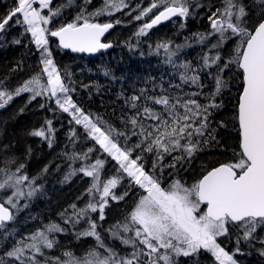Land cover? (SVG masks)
Returning <instances> with one entry per match:
<instances>
[{
  "label": "trees",
  "instance_id": "16d2710c",
  "mask_svg": "<svg viewBox=\"0 0 264 264\" xmlns=\"http://www.w3.org/2000/svg\"><path fill=\"white\" fill-rule=\"evenodd\" d=\"M103 2L104 0H92L86 11L90 13L101 8ZM125 2L127 8L109 16L94 17L92 21H108L114 25L108 37L112 44V50L108 54L90 59L75 56L73 59L59 61V53L54 46L48 47V50L63 82L69 88L67 95L73 104L80 108L84 115L98 122L103 131L110 132L111 138L122 149H133L131 159H135L137 155L142 156L139 162L143 163L146 171L152 172L155 155L134 148L142 137L133 135V132L138 133L140 129L133 128L128 122L134 110L126 101H130L134 95H141V90H144L150 96H169L172 103L176 102V97L187 99L192 93H202L192 98L205 104L208 102L206 98L215 90L218 69L215 65L205 68L204 55L207 54L211 59L219 53L221 56L219 67L223 68L224 63L234 54L230 53V41L219 49L212 48L217 42L215 36H209L203 42L199 41L200 34L207 36L212 32L209 17L217 9L224 8V0H189L188 17H177L158 28L156 33L147 32L143 36L136 35L137 25L142 22L135 17L150 6V0ZM236 2L245 7L248 14L246 19L250 23H255L264 16V8L256 5V0ZM197 3L200 7H196ZM63 4L77 15L81 7H84V0H72L71 4L69 1ZM15 6H18V0H0V15L1 12H9ZM114 16L118 17L116 22L112 19ZM181 24L184 27H181ZM161 44H167L168 49L158 48ZM169 53H173L171 61ZM41 59L42 54L37 46L27 44L24 47L23 43L12 46L0 45V91L15 90L34 76H41L42 70L37 68ZM184 65H187V70ZM182 74L188 77L197 76L198 85L190 80L182 81ZM219 75L226 83V87L215 97V103L221 106L210 109L209 127L205 135L198 138L199 151L194 154L191 161L185 158L177 163L175 168L164 167L161 183L165 188L174 180H179L190 187L212 168L224 163H234L236 160L235 153L240 151L236 115L239 94L243 87L242 73L235 64H232ZM177 85L179 87H176ZM138 104L142 107L143 99L138 101ZM149 106L157 110H161L162 107L151 104ZM65 119L66 115L59 112L58 108H54V105L30 101L25 95L13 96L4 107H0V168L7 169L9 173L28 177L21 186H18L24 195L15 198L16 208L6 204L1 198L4 191L9 197L16 189L0 190V203H5L13 214V219L0 228V257L5 261L11 260L5 253L18 241L31 243L29 237L32 234L46 231L47 226L52 224L58 225L63 231L47 233L49 239L55 243L52 249L40 246L44 255H37L36 258L41 264H44L45 257L64 259L63 253L66 251L82 257L90 248L97 245L95 237L80 235L90 229L89 221L97 224L96 231L106 246L113 248L120 255H128L132 251L130 246L123 245L119 239L113 237L109 229L127 222L126 217H129L143 190L130 182L117 161L101 152L100 146L91 139L88 130L82 124L72 127L66 124V122L70 124V120ZM49 121L54 123L55 133L52 138L32 135L38 130L46 131ZM213 129L215 139L208 135ZM204 140L208 143H204ZM89 149L92 151L89 152ZM81 154L84 156L87 154V159L82 163L85 167L98 159L104 162L99 169L101 177L99 191L93 189L89 193L87 190L94 181L81 173L78 164H71L70 159ZM176 155L179 153L174 152L172 156H166L163 163L171 164L172 157ZM20 164L25 167L17 172ZM154 174L161 176L159 165ZM4 178V174L0 173V181ZM111 178L120 179V183L112 191L117 195L127 192L124 199L114 201L108 197L103 220H100L98 210L96 212L88 210L87 216L78 218L77 213L85 209L89 202L97 205L100 203L102 184ZM31 190H34L33 195L28 196ZM115 230L119 231L121 236L130 235L123 233L119 228ZM242 236L243 229L229 226V234L222 236L219 243L233 255L237 264H264V256L260 255L264 244L259 242L264 239V227L257 229V233L254 234L256 238L250 242L240 239L237 243L238 237ZM30 255L31 250H26V257ZM174 259L176 264H217L215 258L204 250L190 257L179 256ZM11 264H19V261L11 260Z\"/></svg>",
  "mask_w": 264,
  "mask_h": 264
},
{
  "label": "snow or ice",
  "instance_id": "6c2138e0",
  "mask_svg": "<svg viewBox=\"0 0 264 264\" xmlns=\"http://www.w3.org/2000/svg\"><path fill=\"white\" fill-rule=\"evenodd\" d=\"M37 2L38 7H34ZM51 3L52 0H18V6L13 7L6 16L0 18V33L6 30V26H10L13 18H16L17 25L26 26L25 30L31 33L35 45L41 51L43 73L47 75V84L42 82L40 75L34 76L17 87L15 95L30 92L32 99L49 96L55 98L57 105L64 112L73 109L72 114L76 123L83 124L91 139L117 161L130 182L142 189L143 194L129 213V217H126L127 222L109 229L113 237L132 248L128 255H120L113 248L106 246L96 231L97 224L89 221L90 229L80 235L95 237L96 247L90 248L82 257L70 251L63 253L64 259L45 257L44 264L49 260L51 264H161V262L176 264L174 257H190L201 250L210 253L217 264H237L233 255L217 242V238L227 236L229 226H233L243 229V236L238 237L237 243L240 239L250 242L256 238L254 234L257 233V229L264 227V16H261L257 22L250 23L246 19L248 14L243 5L237 4L236 0H224V8L217 9L209 17L212 32L207 36L200 34V42L205 41L209 36L218 35L219 39L212 45L214 49L223 47L233 38L237 43L233 49L234 55L224 63L223 68L219 67L221 61L219 53L211 59L207 54L204 55V67L210 68L215 65L218 69V74L215 76V90L206 98L207 103L201 104L197 99L192 98L202 93H192L187 99L176 97V102L172 103V98L169 96H150L144 90H141V95H134L130 101H126L134 110L128 122L133 128L140 129L138 133L133 132V135L142 137L134 148L155 155L153 171L149 172L145 170L143 163L139 162L142 156L137 155L135 159H131L133 149H122L118 146V143L111 138L110 132L103 131L73 104L70 96L67 95L69 88L63 82L48 50L47 35L58 38L61 48L71 49L73 52L94 53L111 47L110 43L101 42V37L114 25L110 22H92L93 18L105 13L111 15L113 12L127 8V3L125 0H104L101 8L89 13L86 8L92 0H84V7H81L75 19L69 23H62L55 29L48 26L61 15V8L64 6L53 10L50 7ZM71 3L72 0H69V4ZM159 7L163 10L159 11L150 23L144 24L136 33L137 36L144 35L146 30L163 20L174 16L186 18L190 15L189 0H154L149 7L140 11L135 19L140 20ZM196 7L200 5L197 3ZM42 9H48V14H42ZM18 14L22 15V21L17 18ZM181 27L184 25L181 24ZM15 42L19 43V41ZM159 47L168 49L167 44L158 45ZM172 55L173 53H169V61ZM232 64L242 71L243 84L236 115L240 151L235 153V162L212 168L191 187L185 186L179 180H174L167 188L163 187L161 180L164 167L175 168L176 164L185 158L190 162L194 154L199 151L198 138L203 137L209 127L210 109L221 106L215 103V97L226 87L219 73L224 72ZM184 67L187 70V65ZM181 80L184 82L190 80L197 85L199 83V78L195 75L188 77L182 74ZM12 98V94L0 91V100L3 101L0 107H4ZM142 99L144 105L141 107L138 101ZM149 104L162 106L161 110ZM181 108L183 111H180ZM214 132L213 129L208 133L212 139H215ZM32 135L47 138L44 130L35 131ZM204 143L208 141L204 140ZM91 151L92 149H89V152ZM174 152L179 155L173 156V162L165 165L163 163L165 157L172 156ZM84 158L87 159V154ZM103 163L98 159L95 164L80 169L84 176L91 177L94 181L87 190L89 193L93 189L100 190L99 169ZM158 165L161 176L154 174ZM24 167L20 164L16 171L19 172ZM0 173L5 176L3 181H0V190L16 189L5 203L16 208L14 198L24 195L18 186L28 177L9 173L5 168H0ZM119 183L120 179H108L103 184L100 203L97 205L89 202L85 209L77 213L78 218L87 216L88 210L91 212L98 210L100 220H103L107 198L120 201L128 194L125 192L123 195H117L112 191ZM33 192L34 190L29 191L28 196H32ZM5 203H0V228L4 227L5 222L13 219V214ZM202 205L204 207H201ZM117 228L123 233L131 232L133 235L121 236L120 232L115 230ZM61 231L63 229L58 225H49L46 231L32 234L29 237L31 243L18 241L5 255L11 260L19 261V264H41L36 258L37 255H44L40 246L52 249L55 243L54 240L49 239L47 233ZM259 242L264 244V239ZM141 245L143 247H140ZM99 249L104 251L101 252ZM26 250H31L32 255L26 257ZM260 255L264 256V248L260 250ZM144 257L147 259H142ZM11 260L5 261L0 257V264H11Z\"/></svg>",
  "mask_w": 264,
  "mask_h": 264
},
{
  "label": "flooded vegetation",
  "instance_id": "af4514ba",
  "mask_svg": "<svg viewBox=\"0 0 264 264\" xmlns=\"http://www.w3.org/2000/svg\"><path fill=\"white\" fill-rule=\"evenodd\" d=\"M67 1H69V0H58L54 4H51L50 6H57V5H59V6L63 5L64 6L63 3L67 2ZM153 2H154V0H150V5ZM34 7H38V5L37 6L34 5ZM161 10H163V8L159 7L157 9H153L152 12L148 13L147 16H146V17L149 18L148 21L150 22L155 17V15H157L159 13V11H161ZM41 12H43V9L41 10ZM1 13L2 14L0 15V18H2V16H6L8 12H1ZM103 15L109 16L107 13H105ZM75 17H76V14L71 9H68V8H66L64 6V7L61 8V15L59 17L55 18V22L51 23L52 25L50 27L52 29L58 28L60 26V24H62V23L72 22L75 19ZM17 18L21 19V21H22V15L21 14H18ZM15 19L16 18H13V20L10 22V26H6V30L3 33H0V45L6 44L8 46H12L13 44L14 45H18L19 43H23L24 47L27 46V44H30V45L36 47V45L34 43V40H33L32 36H31V33L27 32L25 30L26 26L23 25V24L17 25L15 23ZM116 20H114V22H116ZM95 22H98V23H109L108 21H100V20H96ZM166 23H163L162 25H159V26L153 27L151 29H148V30H146V33L147 32H150V34L151 33H156L155 31L158 28H160L163 25H165ZM113 28H114V26H113ZM113 28H112V31H113ZM112 31L106 37H104L101 42L110 43L108 41V37L110 36ZM48 40H49L48 47L53 45L54 48L58 51V53H59L58 54V60L59 61H61L62 59H66V58L73 59V57H75V56L90 59V58H88L86 56L85 57L84 56H78L72 51H66V50L62 49L59 46V43L57 41L53 40V38L51 36L48 37ZM15 41H19V43H16ZM111 49H112V44H111ZM103 55H106V53L105 54H101V55H97V56H93V57H98V56H103ZM93 57H91V58H93ZM37 61L38 60H36V62ZM54 64H55V62H54ZM37 68H40L41 70H43V64L40 63V65L37 66ZM42 73H43V71H42ZM15 90L10 91L11 92L10 94H13V92H15Z\"/></svg>",
  "mask_w": 264,
  "mask_h": 264
},
{
  "label": "rangeland",
  "instance_id": "374dc122",
  "mask_svg": "<svg viewBox=\"0 0 264 264\" xmlns=\"http://www.w3.org/2000/svg\"><path fill=\"white\" fill-rule=\"evenodd\" d=\"M256 5H258V6H260L262 9L264 8V0H256ZM53 10L54 9H56L57 7H61V6H59V5H57V6H50ZM68 9H70V8H68ZM116 12H118V11H116ZM116 12H113V13H116ZM42 14H44V15H47L48 14V9H43V12H42ZM147 16V15H146ZM146 16H144L143 18H141L139 21H141L142 23L141 24H138L137 25V28H136V30H137V32L140 30V28H142L143 27V25L144 24H146V23H149V18L148 17H146ZM113 21L114 20H116V19H118V17L116 16H114L113 18ZM145 19V20H144ZM112 23V22H111ZM52 24H50L48 27H50ZM51 28V27H50ZM47 35V34H46ZM50 35H47V38L49 37ZM140 36H143V35H140ZM215 36V39H219V37H218V35H214ZM230 42H231V44H230V46H229V48H230V53H232V54H234V52H233V49L235 48V46H236V43H237V41H236V39L235 38H233L232 40H230ZM159 48H161V49H164V48H162V47H159ZM43 71V70H42ZM41 77H42V82L44 83V84H47V75L46 74H44V73H42V75H41ZM25 83V82H24ZM23 83V84H24ZM22 84V85H23ZM21 85V86H22ZM232 91H233V89H232ZM6 92H8L9 94L11 93L10 91H6ZM23 95H25V96H28L29 97V100L30 101H37V102H39V103H43V102H46L47 104H50V106H51V104L52 105H54V108H58V110H59V112H62L63 114H65L66 115V121H69L70 120V124L69 123H67L66 122V124L67 125H71L72 127H75V125L77 124L76 123V121H75V119L73 118V114L72 113H74V110L73 109H70L69 110V112H64L58 105H57V103H56V100H55V98H50L49 96H39V97H36L35 99H32V93H30V92H24V93H21L20 95H15V92H13V94H12V96H18V97H20V96H23ZM4 99H7V97H4ZM0 102H3L2 100H0ZM76 115H79V114H76ZM89 119H91V118H89ZM92 120V119H91ZM94 123H97V125L99 126V123L98 122H96V121H94V120H92ZM83 125V124H82ZM54 123L53 122H51L50 124L49 123H47V130L45 131V134H46V136H48L49 138H52V136H54V133H55V130H54ZM49 129H51V131H49ZM50 139H48V141H49ZM101 152L105 155V156H109L108 155V153H106V152H104L103 151V149L101 150ZM68 156V155H67ZM66 156V157H67ZM66 157H65V159H66ZM78 157V158H77ZM85 156L84 155H76V156H73L71 159H70V161H71V164H73V165H75V164H78L77 166H79L78 167V169L80 170L82 167H85L84 166V164H82L83 162H84V160H85V158H84ZM111 157V156H110ZM112 158V157H111ZM93 164H95V162H91L88 166H90V165H93ZM119 165V164H118ZM82 173V172H81ZM92 179V178H91ZM111 179H113V178H111ZM93 180V179H92ZM104 184V183H103ZM103 184H102V187H101V192H102V190H103ZM19 186H21V184L19 185ZM191 187V186H190ZM113 190V189H112ZM3 191V190H2ZM1 191V192H2ZM1 198L3 199V200H7V196L5 195V191L3 192V195L1 194ZM14 200H15V198H14ZM14 202V201H13ZM11 206V205H10ZM202 207V206H201ZM126 234H130L129 236H131V235H133V233H131V232H129V233H126ZM222 237V236H221ZM221 237H218L217 238V242L219 243V240H220V238ZM47 264H51V261H48V263Z\"/></svg>",
  "mask_w": 264,
  "mask_h": 264
},
{
  "label": "water",
  "instance_id": "95a60500",
  "mask_svg": "<svg viewBox=\"0 0 264 264\" xmlns=\"http://www.w3.org/2000/svg\"><path fill=\"white\" fill-rule=\"evenodd\" d=\"M56 1H58V0H52V3L51 4H54ZM50 4V5H51ZM35 6H37L38 5V2L37 3H35L34 4ZM158 15V14H157ZM175 17H177V16H174V17H171V18H169L168 20H163V21H161L159 24H157V25H154L153 27H156V26H159V25H162L163 23H166V22H168V21H170V20H172L173 18H175ZM151 22V21H150ZM149 22V23H150ZM152 27V28H153ZM112 31V28L111 29H109L108 30V32H106L105 34H104V36H102L101 37V41H102V39L104 38V37H106L110 32ZM53 38V40H55V41H57L58 43H59V40H58V38H56V37H52ZM62 49H64V48H62ZM64 50H66V51H72L71 49H64ZM111 50V47H109V48H107V49H100V50H98L97 52H94V53H87V52H74L76 55H78V56H86V57H88V58H91V57H93V56H97V55H101V54H105V53H108L109 51ZM73 52V51H72ZM241 73H242V71L241 70H239ZM242 89H243V87H242ZM242 92V91H241ZM237 112H238V109H237ZM238 122V121H237ZM218 166H220V165H218ZM218 166H216V167H218ZM215 168V167H214ZM210 171V170H209ZM10 210V209H9ZM10 212H11V210H10ZM9 221H7V222H5V224H7Z\"/></svg>",
  "mask_w": 264,
  "mask_h": 264
},
{
  "label": "bare ground",
  "instance_id": "6f19581e",
  "mask_svg": "<svg viewBox=\"0 0 264 264\" xmlns=\"http://www.w3.org/2000/svg\"><path fill=\"white\" fill-rule=\"evenodd\" d=\"M40 127V126H39Z\"/></svg>",
  "mask_w": 264,
  "mask_h": 264
}]
</instances>
